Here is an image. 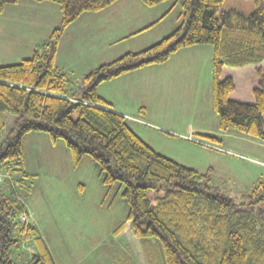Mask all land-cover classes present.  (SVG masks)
<instances>
[{"label": "trees", "instance_id": "obj_1", "mask_svg": "<svg viewBox=\"0 0 264 264\" xmlns=\"http://www.w3.org/2000/svg\"><path fill=\"white\" fill-rule=\"evenodd\" d=\"M29 1L56 4L60 21L40 49L0 65V132L2 114L14 117L6 138L0 139V264H18L13 251L24 239H31L36 251L25 264H56L35 227L21 219L27 213L21 198H28L36 176L22 167L25 140L32 132L46 134L53 144L62 140L74 168L83 161L94 164L102 201L111 207L118 197L125 205L112 234L129 221L147 264H264V178H257L238 200L229 196L213 182L211 167L199 172L158 153L98 92L102 83L163 64L182 48L209 44V91L219 133L236 132L264 143V0H252L249 14L220 11L224 0H138L150 7L170 1V7L130 35L158 23L174 5L181 7L178 24L149 46L87 71L78 88L56 64L60 40L83 13L103 11L118 0ZM6 2L0 0V13ZM250 65L257 79L253 102L230 98L235 84L222 76L224 67ZM145 112L144 106L138 108L139 116ZM201 136L207 147L225 150L218 146L221 136Z\"/></svg>", "mask_w": 264, "mask_h": 264}, {"label": "rangeland", "instance_id": "obj_2", "mask_svg": "<svg viewBox=\"0 0 264 264\" xmlns=\"http://www.w3.org/2000/svg\"><path fill=\"white\" fill-rule=\"evenodd\" d=\"M133 3V7L114 14L109 11L112 7L83 13L65 30L57 64L65 68L73 88L83 85L82 76L87 71L124 52L149 46L178 24L181 7L174 5L163 21L129 36L130 29L144 27L170 7L169 2L153 7L136 0ZM228 9L249 14L254 3L224 0L220 11ZM59 21L58 7L52 2L21 0L14 4L7 0L0 13V65L19 62L40 49ZM211 53L209 44L182 48L163 64L129 73L131 94L118 83L110 88L104 83L101 91L113 98L118 108L121 101L129 126L154 150L199 172L211 167L213 182L238 200L257 178H264V143L236 132L219 133L210 78L205 75L211 70ZM224 70V76L232 77L235 84L230 98L253 102L252 89L257 83L254 66H225ZM136 105L146 108L144 116L138 113L142 106L134 108ZM2 118L5 127L0 139L6 138L14 117L5 113ZM200 124L207 128V134L217 132L223 138L218 146L230 154L207 147L203 132L196 128ZM189 125L198 131H191ZM25 146L22 167L36 174L28 198H21L27 209L25 221L43 238L56 264H147L129 221L119 234H112L124 218L125 205L118 197L111 207L102 201L103 188L92 162L83 161L74 168L64 142L53 144L42 132L28 134ZM35 252L32 240L24 239L13 256L18 264H25Z\"/></svg>", "mask_w": 264, "mask_h": 264}, {"label": "crops", "instance_id": "obj_3", "mask_svg": "<svg viewBox=\"0 0 264 264\" xmlns=\"http://www.w3.org/2000/svg\"><path fill=\"white\" fill-rule=\"evenodd\" d=\"M136 1H138V0H136ZM134 0H125V1H123V0H118L116 3H114L112 6H110V7H108L107 9L109 10V8H111L112 7V10H109L110 11V13L111 14H114V13H116L117 11H123V9H129V8H131V7H133V5H134ZM139 2V1H138ZM167 2H169L170 3V1H167ZM167 2H165V3H167ZM163 4H164V2H163ZM159 5V4H158ZM106 10V9H105ZM125 11V10H124ZM101 12V11H100ZM165 13V12H164ZM163 14V13H162ZM162 14H160V16L162 15ZM169 14V13H168ZM167 14V15H168ZM166 15V16H167ZM160 16H158V18L160 17ZM158 18H156V19H154L153 21H151V23H153L155 20H157ZM165 18V17H164ZM164 18H162V20H160L159 22H161V21H163L164 20ZM158 22V23H159ZM151 23H149V24H151ZM149 24H147V25H149ZM157 24V23H156ZM147 25H145V26H147ZM144 26V27H145ZM155 26V25H154ZM153 27V26H152ZM143 28V27H142ZM149 28H151V27H149ZM149 28H147V29H145V30H148ZM139 29H141V28H139ZM68 30V29H67ZM135 30H138V29H130L129 30V34L128 35H130L132 32H134ZM143 32V31H142ZM127 35V36H128ZM164 35V34H163ZM162 35V36H163ZM131 36V35H130ZM161 36V37H162ZM124 38V37H123ZM115 38H113V40L112 41H116V40H114ZM61 45V40H60V43H59V46ZM59 48V47H58ZM188 49V48H187ZM57 55H58V51H57V54H56V64H57V61H58V58H57ZM173 56V55H172ZM57 66H58V64H57ZM60 68V67H59ZM145 68H147V67H144V68H141V69H139V70H135V71H133L132 73H137V72H141V70H144ZM205 68H207V64H205ZM65 70V68H62V70ZM131 73V72H130ZM224 73H225V70L223 69V72H222V76H224ZM129 73H127V74H124V75H122V76H119V77H117V78H115V79H112V80H110V81H108V82H104L105 84H107L108 86H109V88H110V86L112 85V84H114V83H118V86H119V88L121 89V88H124V92H126V91H129V94H131L130 93V91L133 89V87H131V86H129V84L127 83L128 81H130L131 79H130V76L128 75ZM210 74H211V70H209V76H207V73L205 72V75H206V77H209L210 78ZM148 78V77H147ZM207 79V78H206ZM145 80V79H144ZM146 81V80H145ZM104 83H102L99 87H98V92H99V94L102 96V97H104L107 101H109L110 103H111V107H112V110H114V111H116V112H119V113H121V114H123V115H127L128 113L124 110V108H122V107H124L123 105H122V103H121V101L120 100H118L119 102H120V104H118V105H121V108H118L117 106H115L114 105V103H113V98H111V97H109V96H107V95H105L102 91H101V86L104 84ZM155 84H157V83H155ZM116 100V99H115ZM113 103V104H112ZM129 103V102H128ZM138 106H142V105H136L134 108H136V107H138ZM188 128L189 129H191V131L193 130V131H198V130H194L195 128L193 127V126H191V125H189L188 126ZM196 128H199V130H201V132H203L202 134H207V128L204 126V125H202V124H200V125H198ZM200 132V131H199ZM214 134H217V132H215Z\"/></svg>", "mask_w": 264, "mask_h": 264}, {"label": "built area", "instance_id": "obj_4", "mask_svg": "<svg viewBox=\"0 0 264 264\" xmlns=\"http://www.w3.org/2000/svg\"><path fill=\"white\" fill-rule=\"evenodd\" d=\"M23 221H25L26 217L24 216L23 218H21Z\"/></svg>", "mask_w": 264, "mask_h": 264}]
</instances>
